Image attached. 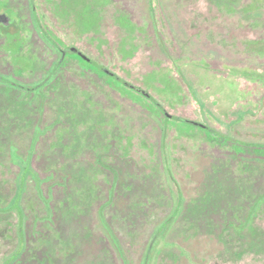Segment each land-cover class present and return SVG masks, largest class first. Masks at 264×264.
<instances>
[{
  "label": "rangeland",
  "instance_id": "rangeland-1",
  "mask_svg": "<svg viewBox=\"0 0 264 264\" xmlns=\"http://www.w3.org/2000/svg\"><path fill=\"white\" fill-rule=\"evenodd\" d=\"M256 1L0 0V264H264Z\"/></svg>",
  "mask_w": 264,
  "mask_h": 264
},
{
  "label": "flooded vegetation",
  "instance_id": "flooded-vegetation-1",
  "mask_svg": "<svg viewBox=\"0 0 264 264\" xmlns=\"http://www.w3.org/2000/svg\"><path fill=\"white\" fill-rule=\"evenodd\" d=\"M7 10H9V6H8V4L4 3L3 6L0 8V34L2 37L0 40V48L2 49V51H3L2 54L4 56H5L6 51H8L10 48H12L14 46L13 44H15V43L18 44V48L20 49L25 42V41L23 42V40H25V38L28 36L27 33H25V31H23V25L20 23L18 17L16 15L11 16L10 14H8ZM21 36L24 38H22ZM17 40H20V41L17 42ZM54 46L58 51H60L59 52L60 57L57 61V65H59L60 62L62 61V59L69 54L78 55L79 57H81L83 60L86 61L87 65H89L90 63L94 64L92 61H90L91 59L89 57H87L81 50H79L76 47H68V48L61 49V47H59L58 43H55ZM20 58L21 59L19 61L18 68L21 70V72L22 71L31 72L32 71V63L34 61L32 59L33 58L32 54L29 52L22 53V56ZM94 66L97 67L99 70L103 71L104 73L111 75L116 79H119V77L116 74L109 71L107 68L103 67L102 65L94 64ZM0 80H1V78H0ZM123 83L126 84L128 87L136 90V91H140L144 96L149 98L150 95L145 90H143L139 87H136L130 83H127L125 81Z\"/></svg>",
  "mask_w": 264,
  "mask_h": 264
},
{
  "label": "trees",
  "instance_id": "trees-1",
  "mask_svg": "<svg viewBox=\"0 0 264 264\" xmlns=\"http://www.w3.org/2000/svg\"><path fill=\"white\" fill-rule=\"evenodd\" d=\"M259 2H260V0H257L255 3H252V5H249V10H251L250 8H254V6H257V5H259ZM263 39V38H262ZM261 39V42H264V40H262ZM255 41H260V40H258V39H249V40H245V42H244V46H245V48L246 49H248V50H251L252 51V49H250V42H255ZM256 52V51H255ZM245 75H246V73H244ZM254 75H257V71L256 72H253V71H251V75H249V76H251V78L250 79H254ZM258 78H256V80H257ZM149 98L151 99V96H149ZM155 102V101H154ZM180 210L181 209H174V211H173V213L171 214V219L173 218V217H175L179 212H180Z\"/></svg>",
  "mask_w": 264,
  "mask_h": 264
},
{
  "label": "water",
  "instance_id": "water-1",
  "mask_svg": "<svg viewBox=\"0 0 264 264\" xmlns=\"http://www.w3.org/2000/svg\"><path fill=\"white\" fill-rule=\"evenodd\" d=\"M202 126H204V125H202Z\"/></svg>",
  "mask_w": 264,
  "mask_h": 264
}]
</instances>
